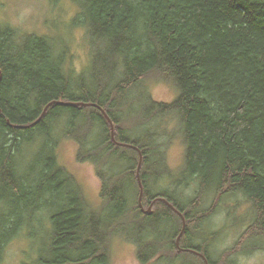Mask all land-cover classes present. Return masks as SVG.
<instances>
[{
    "label": "trees",
    "instance_id": "16d2710c",
    "mask_svg": "<svg viewBox=\"0 0 264 264\" xmlns=\"http://www.w3.org/2000/svg\"><path fill=\"white\" fill-rule=\"evenodd\" d=\"M72 1L93 46L91 65L79 75L64 58V45L60 49L48 37L22 34L0 21V264L10 242L41 222L50 258L39 257L37 264H111L115 237L135 244L143 264H205L179 248L182 218L166 202L156 201L152 212L142 209L140 154L114 141L100 109L54 103L30 127L8 122L29 125L52 101L99 104L114 122L116 140L141 149L142 204L149 207L164 197L184 214L181 247L203 252L210 264H229L225 255L213 258L206 242L220 233L208 230L207 221L224 198L243 196L253 217L240 237L245 241L240 251L251 252L250 242L252 250L260 248L264 0ZM151 74L176 87L172 101L154 98ZM134 92V101H128ZM171 119L178 122L177 131ZM127 123L137 126L129 129ZM177 133L185 145L181 180L197 182L191 196L163 187L180 177L168 165L165 149ZM64 138L78 144V161L96 166L102 182L98 207L86 205L59 163L56 148ZM26 145L33 151L29 164L20 160ZM26 165L31 171L23 175ZM62 187L69 190L67 197L59 203L47 199ZM209 197L216 198L211 209L204 203Z\"/></svg>",
    "mask_w": 264,
    "mask_h": 264
},
{
    "label": "rangeland",
    "instance_id": "374dc122",
    "mask_svg": "<svg viewBox=\"0 0 264 264\" xmlns=\"http://www.w3.org/2000/svg\"><path fill=\"white\" fill-rule=\"evenodd\" d=\"M80 7L72 0H0V21L22 34L37 33L50 38L58 48L66 49L65 59L76 75L91 65L92 43L88 38L87 26L82 22ZM149 85L153 96L158 101L170 102L177 95L178 90L174 85L157 77L156 74L148 76ZM147 78V79H148ZM135 92L130 94L128 101H134ZM170 125L176 131L178 122L171 119ZM127 128L136 127L137 124H126ZM174 130V131H175ZM141 131L137 127L135 133ZM44 139L41 138L37 147L41 146ZM167 162L170 168L176 172V183L164 184L180 195H193L197 189V182L190 181L184 185L181 180V172L184 168L185 145L179 133L168 144L165 143ZM57 157L65 170L66 176L73 181V186L79 191L86 205L91 209L98 207L101 202L102 182L97 175L96 166L90 161H78V144L70 138L62 139L57 145ZM33 151L26 145L20 153V160L31 162ZM31 171L29 166L22 169V174L27 175ZM39 169L34 172V177L39 174ZM66 177V178H67ZM180 179V181H179ZM69 195V190L62 187L49 198L54 203H59ZM181 196V195H180ZM182 197V196H181ZM216 198L209 197L204 202L205 208H213ZM144 206V205H143ZM49 208V206L47 205ZM55 210L56 207H50ZM150 210L149 207H144ZM153 211V206L151 207ZM253 209L243 196L224 198L216 207L207 221L208 230L217 231L218 238L210 237L206 244L210 245V252L215 260L223 255L229 259V264H264V237L257 242L262 244L260 248H253L254 242L247 244L251 252L240 251L245 242L240 239L249 223L252 221ZM206 236L211 233L203 230ZM43 223L29 224L22 238H15L7 246L4 253L3 264H37L39 257L50 258L47 253V235ZM199 241H196L198 243ZM111 264H143L137 256L136 246L121 237H115L109 245ZM149 264H170L168 262H155ZM172 264H180L175 262Z\"/></svg>",
    "mask_w": 264,
    "mask_h": 264
},
{
    "label": "water",
    "instance_id": "95a60500",
    "mask_svg": "<svg viewBox=\"0 0 264 264\" xmlns=\"http://www.w3.org/2000/svg\"><path fill=\"white\" fill-rule=\"evenodd\" d=\"M1 76H2V72L0 71V78H1ZM54 103L74 104V105L94 106V107H97L98 109H100L102 111V113L104 114L105 118L108 120V122H109V124L111 126V134H112V138L114 139V141L117 144L121 145V146L131 147V148L136 149L139 152V154H140V160H139V165H138V169H137V177H138V182H139V186H140L139 203H140V206L142 207V209L144 210V206L142 204V198H143V194H144V188H143V184H142L141 177H140L141 176L140 175V171H141V165H142V159H143L142 151L136 145L128 144V143H124V142H119V141L116 140V138H115V125H114V122H113L112 118L109 116V114L105 111V109L103 107H101L99 104L92 103V102L85 103V102L52 101V102H50L49 104L46 105V107L44 108V110H43L41 116L38 118V120H36L35 122H33V123L29 124V125H16V124H12L10 121H8V122L13 127H21V128L30 127V126L34 125L35 123H37L45 115V113L48 110L49 106L52 105V104H54ZM2 113H3V110H2V107L0 106V115ZM158 200H161V201L166 202L169 205V207H171L182 218L183 226H182V230H181V232H180V234H179V236L177 238V244H178L179 248L182 251H190V252H193V253L199 255L200 257H202L204 259L205 264H210L207 256L203 252H200V251L195 250V249H192V248H183V247L180 246V240H181V237H182L184 231L186 230L187 222H186V217L184 216V214L179 209H177L174 206L173 203H171L170 201H168L166 198L159 197L158 199H156L152 203V205H150V210L149 211H146V212H152L151 207Z\"/></svg>",
    "mask_w": 264,
    "mask_h": 264
},
{
    "label": "bare ground",
    "instance_id": "6f19581e",
    "mask_svg": "<svg viewBox=\"0 0 264 264\" xmlns=\"http://www.w3.org/2000/svg\"><path fill=\"white\" fill-rule=\"evenodd\" d=\"M162 198H164V197H162ZM167 199V198H166ZM168 200V199H167ZM169 201V200H168ZM172 203V202H171ZM182 251V250H181Z\"/></svg>",
    "mask_w": 264,
    "mask_h": 264
}]
</instances>
